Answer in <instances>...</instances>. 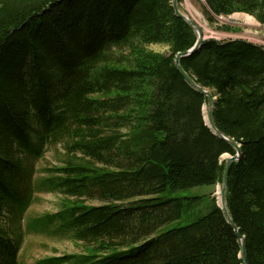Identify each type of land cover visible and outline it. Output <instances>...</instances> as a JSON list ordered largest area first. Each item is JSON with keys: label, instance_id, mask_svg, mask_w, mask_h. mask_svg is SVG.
Returning a JSON list of instances; mask_svg holds the SVG:
<instances>
[{"label": "trees", "instance_id": "trees-1", "mask_svg": "<svg viewBox=\"0 0 264 264\" xmlns=\"http://www.w3.org/2000/svg\"><path fill=\"white\" fill-rule=\"evenodd\" d=\"M204 2L210 23L243 12L264 26V0ZM195 41L171 0H0V222L21 218L36 191L60 193L36 230L84 247L35 264H244L214 191L180 193L222 184L221 156L235 152L175 67ZM179 63L240 144L225 207L247 264H264V48L208 38ZM58 146L59 164L34 184L33 163ZM10 231L0 224V264H19Z\"/></svg>", "mask_w": 264, "mask_h": 264}, {"label": "rangeland", "instance_id": "rangeland-1", "mask_svg": "<svg viewBox=\"0 0 264 264\" xmlns=\"http://www.w3.org/2000/svg\"><path fill=\"white\" fill-rule=\"evenodd\" d=\"M186 2L195 10L201 14V21L203 25V33L206 38L213 39H244L252 42L256 45L264 48V26L261 25L253 16L243 13L234 12L229 17L234 15H245L252 18V23L245 24L242 20H233L238 24L224 23L218 20V16H215L216 22L210 23L205 13V6L202 0H180L177 4L178 9L182 13H190L192 10H188ZM188 16V15H187ZM190 18V17H189ZM192 19V18H190ZM221 25H229L238 27V31H229L220 28ZM149 48L158 52H167V47L160 44L149 45ZM210 101L208 100L203 106V117L206 120V111ZM62 149L58 146L56 148H48L44 152L43 156L33 163L34 184L38 183L41 178L49 175L46 171L48 168L55 167L59 164V158ZM229 154H223L221 160H225ZM221 184H217L215 187L209 185H199L191 188L181 190L183 195H203L209 191H214V196L219 197V190ZM64 196L60 193H52L48 191H36L31 205L23 213L21 218H9L3 217L0 222L1 226H4L10 231L11 237L20 233L21 248L19 251V264H35L36 261L45 257L59 256L62 254L82 253L84 250L81 242L75 241L67 235H48L41 232L38 227V220L42 219L45 214H51L60 209V202ZM218 200V198H217ZM219 202V201H218ZM87 204L99 205L97 201H88ZM169 226V225H168Z\"/></svg>", "mask_w": 264, "mask_h": 264}, {"label": "water", "instance_id": "water-1", "mask_svg": "<svg viewBox=\"0 0 264 264\" xmlns=\"http://www.w3.org/2000/svg\"><path fill=\"white\" fill-rule=\"evenodd\" d=\"M202 2H203V5H205L204 0H202ZM177 4H178V0H171V6L173 8L174 14L176 16L184 19L193 28V30L196 32V41H195L194 45L191 48H189L188 50H185L183 52H179V53H177L175 55V57H174V64H175V67L178 69V71L183 75V77L185 78V80L194 89H196L197 91H199L200 93H202L203 95H205L208 98V100L210 101V105L208 106L207 111H206V120L203 117L205 124L212 130V132L216 136H218L219 138H221V139L225 140L226 142H228L234 148V150H235L234 154L229 155L225 159V168H224V174H223V178H222V184H221V188L219 190V197H217V198H218L220 207L223 209V211L226 214V217L228 219V222H229L230 226L232 227V229H233V231L235 233V236L240 240L241 258H242L244 264H247L243 236L239 234L236 225L233 223L232 219L229 217V215H228V213L226 211L225 201H224L225 186H226V177H227L228 169H229L230 164L233 161L238 160L239 157H240V144L238 142H236L234 139L226 136L225 134H223L222 132H220L216 128V126H215V124L213 122V119H212V111H213L214 104H215L214 103L215 97L212 96V94L210 93V91L208 89H206V88L198 85L197 83H195L193 81V79L180 66L179 59L181 57H183V56H187L190 53H192L195 49H197L202 44L203 41H205L208 38H206L204 36L203 29H202L201 26H199L198 24L195 23L194 20L188 18L186 15H184L182 12H180V10L178 9ZM213 16L215 17L217 15H214L213 14ZM224 18H229V15L228 16H218V20H220L221 22L231 23V24H238L239 25V23H237V22H235L233 20H228V19L225 20Z\"/></svg>", "mask_w": 264, "mask_h": 264}, {"label": "bare ground", "instance_id": "bare-ground-1", "mask_svg": "<svg viewBox=\"0 0 264 264\" xmlns=\"http://www.w3.org/2000/svg\"><path fill=\"white\" fill-rule=\"evenodd\" d=\"M186 6H187V8H188V10L190 9V10H192V11H190V13H188L186 16L189 18H192V20H194L195 21V23L196 24H198L199 26H201L202 28H203V25H202V21H201V14L197 11V10H195V9H193L189 4H188V2H186ZM184 14V13H183ZM186 14V13H185ZM184 14V15H185ZM225 20L226 19H228V20H231V19H233V20H242L245 24H250V23H252V18H250L249 16H245V15H243V16H241V15H234V16H231V17H229V18H224Z\"/></svg>", "mask_w": 264, "mask_h": 264}]
</instances>
